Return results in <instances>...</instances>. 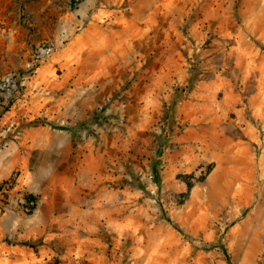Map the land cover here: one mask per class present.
<instances>
[{"label": "rangeland", "instance_id": "rangeland-1", "mask_svg": "<svg viewBox=\"0 0 264 264\" xmlns=\"http://www.w3.org/2000/svg\"><path fill=\"white\" fill-rule=\"evenodd\" d=\"M0 174V264H264V0H0Z\"/></svg>", "mask_w": 264, "mask_h": 264}, {"label": "crops", "instance_id": "crops-1", "mask_svg": "<svg viewBox=\"0 0 264 264\" xmlns=\"http://www.w3.org/2000/svg\"><path fill=\"white\" fill-rule=\"evenodd\" d=\"M156 56L153 58L154 60V63H156V64H162V63H164V64H162L163 65V67L165 68V66H166V64L165 63H167L166 62V60L167 61H169V60H171L172 59V57H173V54H172V52L170 51H167V50H163V51H159L157 54H155ZM146 78L145 79H147L148 78V80H146V82L145 83H147V88H150V87H153V85H154V83H158L159 81H160V78H161V75L160 76H158V75H154V74H150L149 76H145ZM148 81V82H147ZM2 174H0V181L2 180ZM1 228V227H0Z\"/></svg>", "mask_w": 264, "mask_h": 264}, {"label": "trees", "instance_id": "trees-1", "mask_svg": "<svg viewBox=\"0 0 264 264\" xmlns=\"http://www.w3.org/2000/svg\"><path fill=\"white\" fill-rule=\"evenodd\" d=\"M94 119H96V118H94ZM160 147H161V145H160ZM158 155H161V151H159V154ZM155 173H156V175H159V170L157 168L155 169ZM157 181L158 182H161V179L158 176H157ZM26 199H27L28 202H31V201H35L36 200V197L34 195H32V194H28L26 196ZM223 249L227 253V249H226L225 246H223Z\"/></svg>", "mask_w": 264, "mask_h": 264}]
</instances>
